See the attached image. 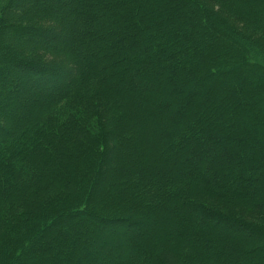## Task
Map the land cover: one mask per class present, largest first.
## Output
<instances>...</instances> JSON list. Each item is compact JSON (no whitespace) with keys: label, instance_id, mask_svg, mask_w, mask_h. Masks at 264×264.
I'll return each mask as SVG.
<instances>
[{"label":"trees","instance_id":"trees-1","mask_svg":"<svg viewBox=\"0 0 264 264\" xmlns=\"http://www.w3.org/2000/svg\"><path fill=\"white\" fill-rule=\"evenodd\" d=\"M0 50V264H264V0H0Z\"/></svg>","mask_w":264,"mask_h":264},{"label":"rangeland","instance_id":"rangeland-1","mask_svg":"<svg viewBox=\"0 0 264 264\" xmlns=\"http://www.w3.org/2000/svg\"><path fill=\"white\" fill-rule=\"evenodd\" d=\"M8 40L9 41H12V43H13V40H11V39H9V37H8ZM22 40H24V38H19V39H17L15 42H16V44L17 43H20V42H22ZM2 47V46H1ZM0 52H3L2 50H0ZM258 61V63H260L261 62V64H263L262 66H264V62H263V60L262 59H258L257 60ZM9 68H11V69H14V67H12V66H8ZM8 83H11V81H8ZM27 84V88H29L28 89V91H26L25 92V94L26 93H28V92H30V91H32V90H37V89H39V85L35 82V81H31V80H28V82L26 83ZM3 86V85H2ZM21 87V86H20ZM24 89H26L25 87H23ZM186 94V96L189 94V92H186L185 93ZM25 96V95H24ZM14 99H16V98H14ZM4 100V95H3V93H2V91L0 90V101H3ZM14 102H15V104L13 105V103L10 105V107H9V112H13L14 110H16V107L17 106H19V104H18V102L17 101H15L14 100ZM4 113V111H0V119L3 121V123L5 124V126L7 127V128H10L11 126H10V123L8 122V121H6V118H5V116L3 117L2 115H4L3 113ZM2 116V117H1ZM7 117V116H6ZM135 230V229H134Z\"/></svg>","mask_w":264,"mask_h":264}]
</instances>
